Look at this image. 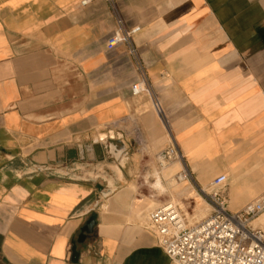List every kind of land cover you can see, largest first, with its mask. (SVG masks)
<instances>
[{"label":"crops","instance_id":"obj_1","mask_svg":"<svg viewBox=\"0 0 264 264\" xmlns=\"http://www.w3.org/2000/svg\"><path fill=\"white\" fill-rule=\"evenodd\" d=\"M82 1L0 0V264H172L135 162L170 130L202 184L227 172L229 209L264 186V0ZM117 16L144 75L107 42Z\"/></svg>","mask_w":264,"mask_h":264},{"label":"built area","instance_id":"obj_2","mask_svg":"<svg viewBox=\"0 0 264 264\" xmlns=\"http://www.w3.org/2000/svg\"><path fill=\"white\" fill-rule=\"evenodd\" d=\"M89 1L83 0L82 4ZM116 19V28L107 42L111 46L124 44L144 75L145 67L134 41L138 27H129L120 16ZM143 91L152 93L154 107L168 125L161 102L152 88L139 82L132 85L133 94ZM168 133V144L155 156L161 169L173 161L184 159L172 132L168 130ZM176 176L180 180L192 178L185 169L177 172ZM227 180V174L220 173L210 181L208 190H202L211 213L199 221L189 223L179 205L171 200L150 212L148 227L156 233L159 246L172 264H264V227L260 223L254 224L264 214V189L241 209L231 210L224 193Z\"/></svg>","mask_w":264,"mask_h":264},{"label":"rangeland","instance_id":"obj_3","mask_svg":"<svg viewBox=\"0 0 264 264\" xmlns=\"http://www.w3.org/2000/svg\"><path fill=\"white\" fill-rule=\"evenodd\" d=\"M115 157H117V155H115ZM118 158H119L118 159L119 166H123V165L128 166L124 162L125 161L124 155L119 154ZM106 160L107 161H105L104 163H106L107 165L104 166L105 168H103V171L100 172L101 177L97 178L98 181H100V183H103V184L107 183V181L104 180L105 178L107 179L110 178L109 172L111 171L110 170L111 169V158L109 157V154H108V159ZM176 162H179V160L173 161L161 169L160 167H158V164L155 159L147 158L146 160H141L140 158H138L135 162V169H137L138 171L135 173L136 176L134 178L138 180L139 182H144L145 183L144 187L146 188L150 187L151 188L150 194H155L156 198L159 199L160 202L156 206H154L153 209L160 206L163 202L167 200H171L177 205H179L181 210L185 213L188 222L194 223L196 221L203 219L204 217H206L207 215L211 213V207L205 201L203 194H202V190L203 189L208 190L210 181L213 179L214 176H216L217 174L221 172L215 173L205 184H202L193 174V171L191 170L189 163L186 157L184 156L183 161H181V164H182L181 167L177 169L176 171H174L172 176L169 179L165 178L164 176L165 172L168 171V169L171 168ZM114 164L116 165V163ZM182 169H185L187 172H190L192 175V178L191 179L184 178L181 180L178 179L176 174ZM90 174L94 176L96 175L94 173H90ZM161 176L162 177L164 176L163 179ZM155 179L160 181V185H157L159 181H156ZM154 180L156 181L155 185H157V187L153 183L155 182ZM152 185H154L156 189ZM186 185L190 186L192 192L181 193L180 191L181 188H183ZM263 188L264 186L257 193H255L250 198H248L247 201H249L250 199L254 198L256 195H258ZM262 218L264 219V215L261 217V220H260L261 222H262ZM254 224H258L257 220L254 222Z\"/></svg>","mask_w":264,"mask_h":264},{"label":"water","instance_id":"obj_4","mask_svg":"<svg viewBox=\"0 0 264 264\" xmlns=\"http://www.w3.org/2000/svg\"><path fill=\"white\" fill-rule=\"evenodd\" d=\"M99 151V150H98ZM96 226V214H91L86 220L85 224L81 227V231L77 237L72 241V253L75 260L78 259L79 251L77 249L78 243H82L88 234L93 233Z\"/></svg>","mask_w":264,"mask_h":264},{"label":"bare ground","instance_id":"obj_5","mask_svg":"<svg viewBox=\"0 0 264 264\" xmlns=\"http://www.w3.org/2000/svg\"><path fill=\"white\" fill-rule=\"evenodd\" d=\"M122 163H123V162H122ZM176 163L179 165V168H180L181 165H182V164H181V161L176 162ZM174 164H175V163H174ZM177 164H176V165H177ZM117 166H118V165H117ZM168 167H169V166H168ZM179 168H178V169H179ZM120 172H121V170H120ZM159 175H160V174H159ZM156 176H157V175H156ZM156 176H155V178H156ZM157 177H158V176H157ZM158 179H159V178H158ZM155 180H156V179H155ZM155 180H154V181H155ZM160 180H161V179H160ZM156 181H159V180H156ZM156 181L153 182L154 185H155ZM185 182H186V181H185ZM153 183H152V184H153ZM149 184H151V183H149ZM154 185H152V186H154ZM157 185H160V181H159V183H158ZM157 185H155V186L157 187ZM155 186H154V187H155ZM156 187H155V189H156ZM158 188H159V186H158ZM180 191H181V193L192 192L190 186H187V185L184 186L183 188H181ZM263 215H264V214H262V215H260V216L258 217L257 222L260 223V224L264 227V220H262V222L260 221V220H261V217H262Z\"/></svg>","mask_w":264,"mask_h":264}]
</instances>
